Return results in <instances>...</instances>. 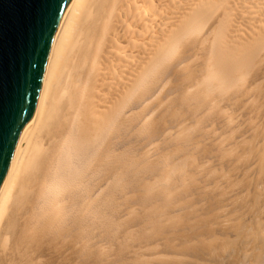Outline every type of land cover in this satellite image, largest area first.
<instances>
[{"label":"bare ground","instance_id":"1","mask_svg":"<svg viewBox=\"0 0 264 264\" xmlns=\"http://www.w3.org/2000/svg\"><path fill=\"white\" fill-rule=\"evenodd\" d=\"M0 264H264V0H68L0 185Z\"/></svg>","mask_w":264,"mask_h":264},{"label":"water","instance_id":"2","mask_svg":"<svg viewBox=\"0 0 264 264\" xmlns=\"http://www.w3.org/2000/svg\"><path fill=\"white\" fill-rule=\"evenodd\" d=\"M68 0H0V185L37 98Z\"/></svg>","mask_w":264,"mask_h":264},{"label":"rangeland","instance_id":"3","mask_svg":"<svg viewBox=\"0 0 264 264\" xmlns=\"http://www.w3.org/2000/svg\"><path fill=\"white\" fill-rule=\"evenodd\" d=\"M224 103H221L220 105H223ZM174 112H175V114L176 115H181L182 114V117L184 118V119H188L189 118V115H184L186 112H184V111H180V109L179 108H175L174 109ZM184 112V113H183ZM214 112V111H213ZM212 112V113H213ZM202 115V114H201ZM200 115V116H201ZM164 117H166V119L167 120H165V119H163V118H157V120H155V119H152V118H150V120L151 121H153V123H154V125H160V126H163L164 124H166L167 125V131H168V133H170V134H176V133H178V131H180L182 128H184V125H186L187 123L186 122H188V124L189 125H191V126H189L188 125V129L190 128V130L192 129V128H194V127H196V125L198 124V123H200V126L198 125V127L200 128V127H202V129H208L209 128V126L207 125V124H201V123H205L204 121H202L203 119H202V116H201V118H200V120L202 121V122H198L199 121V118L197 119V117H199V115L197 114L196 115V117H194L193 119L195 120V118H196V120H197V123L195 124L193 121V119H190V122L189 121H179V120H176V121H171L172 120V115H165ZM192 118V117H191ZM148 122H150V121H148ZM195 125V126H193V125ZM185 127H187V126H185ZM192 127V128H191ZM217 127V126H216ZM197 128V127H196ZM187 129V128H186ZM187 129V130H188ZM216 129H218V128H216ZM210 130V129H209ZM213 130H215V128H213ZM188 132V131H187ZM145 134H147V135H150V137L152 136V134H151V131L149 130V129H145V128H143V126L141 127V129H140V131L136 134V136H138V137H140V136H142V135H145ZM160 135L161 134H159V136L154 140V142H153V144H155L156 146L158 145L160 148H161V150H162V153H161V157H166V156H169L171 153H172V151H173V149L174 150H176V148L174 147V148H169V146H165L164 145V143H162L161 141H160ZM189 135V134H188ZM190 135H192V134H190ZM189 135V136H190ZM177 146V148H179L180 149V145H179V147H178V145H176ZM147 150V149H146ZM146 152V151H145ZM144 153H141V152H138V151H133L127 158H128V163H131V164H134L135 162H138L139 160H140V157L143 155ZM160 156V155H159ZM154 160H156V159H154ZM139 169L138 170H142L141 169V167H142V164H140L139 166ZM157 169V168H156ZM155 169V170H156ZM163 174V173H162ZM161 173H158V172H154V173H146L145 174V178H148V179H150L151 181H152V183H153V185L154 184H157L158 182H160V180H162V178H163V175H162ZM123 183H127V188H126V191H124L123 190V193H124V195L125 196H127L128 197V199L130 200H135L136 201V203H135V205H134V207H136V208H138V207H140V205H144V204H146L145 202H143V201H141V203L140 202H138L139 200V197L142 195V192H141V188L140 187H136V186H134L133 185V179L132 178H130V177H128L127 179H125L124 181H123ZM156 191H159V189H155ZM151 204V203H150ZM152 207H153V205H152ZM116 221H114V223H115ZM113 230V229H112ZM110 247L112 248V243L110 244Z\"/></svg>","mask_w":264,"mask_h":264}]
</instances>
